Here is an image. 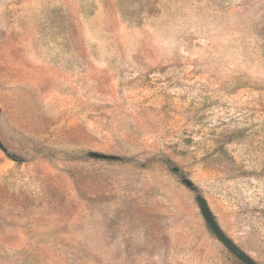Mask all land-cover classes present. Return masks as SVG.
I'll list each match as a JSON object with an SVG mask.
<instances>
[{
  "label": "rangeland",
  "instance_id": "374dc122",
  "mask_svg": "<svg viewBox=\"0 0 264 264\" xmlns=\"http://www.w3.org/2000/svg\"><path fill=\"white\" fill-rule=\"evenodd\" d=\"M197 194L264 264V0H0V264H244Z\"/></svg>",
  "mask_w": 264,
  "mask_h": 264
},
{
  "label": "water",
  "instance_id": "95a60500",
  "mask_svg": "<svg viewBox=\"0 0 264 264\" xmlns=\"http://www.w3.org/2000/svg\"><path fill=\"white\" fill-rule=\"evenodd\" d=\"M87 156L93 159L98 160H118L119 158L116 156L108 155L105 153L90 151L87 153ZM175 171H177L175 169ZM183 184L191 190H193L194 186L191 180L182 179ZM196 202L198 204L199 210L211 230V232L215 235V237L227 248L229 252H231L236 258H238L244 264H257L245 251H243L231 238H229L220 225L217 223L215 216L213 215L206 199L197 194Z\"/></svg>",
  "mask_w": 264,
  "mask_h": 264
}]
</instances>
